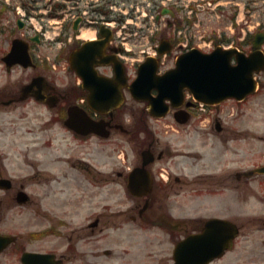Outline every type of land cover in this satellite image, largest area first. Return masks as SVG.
Wrapping results in <instances>:
<instances>
[{
  "label": "flooded vegetation",
  "instance_id": "1",
  "mask_svg": "<svg viewBox=\"0 0 264 264\" xmlns=\"http://www.w3.org/2000/svg\"><path fill=\"white\" fill-rule=\"evenodd\" d=\"M64 1L65 30L49 41L27 25L63 18L43 9L48 2L28 0L21 15L22 0H8L0 8V133L8 128L15 134L27 111H33L40 124L27 132L44 137L1 144L0 219L11 210L24 209L33 216L25 234L4 230L14 236L6 248L13 246L18 264L26 251L52 255L56 264H101L114 258L141 264H225L246 229L264 233V172L256 171L264 165V112L252 116L250 111H232L238 113L234 119L256 122L230 126L223 105L245 106L264 88V70L254 74L255 91L241 100L231 97L201 109L185 98L163 117L153 116L149 101L134 99L128 87L138 63L120 44L113 24L125 20L134 0ZM102 23L107 28H101ZM15 38L27 43L28 67L7 56ZM253 38L249 33L224 37L225 46L248 54ZM58 70L64 71L61 82ZM38 76L24 95L23 86ZM76 107L87 119L81 118L77 130L65 125L68 110ZM175 115L184 123H177ZM59 127L65 139L61 155L40 159L28 154L34 149L46 157L55 150L50 132H59ZM71 144L77 150L95 144L94 163L65 156ZM70 178L82 190L66 191ZM246 203L262 206L247 212L239 208ZM214 218L228 220L239 230L223 254L202 257L196 242L182 254L173 253L179 242L202 232ZM225 230L213 229L210 240H220ZM53 237L52 247H42L44 239ZM261 241L264 246V235ZM35 243L36 248H28ZM243 261L264 264V250Z\"/></svg>",
  "mask_w": 264,
  "mask_h": 264
},
{
  "label": "rangeland",
  "instance_id": "2",
  "mask_svg": "<svg viewBox=\"0 0 264 264\" xmlns=\"http://www.w3.org/2000/svg\"><path fill=\"white\" fill-rule=\"evenodd\" d=\"M161 1L168 0H137L138 4L133 7H128L130 13L126 15L125 20L129 22H122L120 24L113 23L117 27L116 29L121 31V34H125V29L121 28V25L124 23L127 26L129 31L128 39L123 40L127 42V47L132 48L133 58H140L142 55V50H149V53H153L155 45L158 44L159 39L162 36H167L169 38L178 37L182 43L187 45L191 42L192 45L198 46L201 49H207L214 44V41L219 38H230L233 39L237 36L246 33H253L259 30L264 31V0H176L177 4H173V0H169V7L174 10V16L163 14L159 19H156V14L159 13V8H161ZM210 1V4H209ZM125 10V7L120 8ZM30 27V31L41 30L46 32L50 39L53 36H56L60 28V23L58 22H28L27 24ZM42 28V29H41ZM25 30H22V32ZM88 33V31H86ZM175 41V42H176ZM126 44V43H125ZM178 44V43H177ZM150 46V47H149ZM149 47V48H148ZM178 47V46H177ZM148 48V49H147ZM264 48V45H263ZM177 49V48H176ZM174 50L170 54L166 55L162 61L164 66L171 65L177 50ZM139 55V56H137ZM61 60L60 62H63ZM58 82H61L63 79V70H58ZM2 78V77H1ZM0 78V80H1ZM224 108L228 111V123L230 126L233 123L242 125V126H255L256 119H234L238 116V113L231 114L232 111H250L253 112L252 116H257L258 113L264 112V88L260 93L250 98L245 106L238 105L236 103H230V108L228 105H223ZM223 109V108H222ZM24 110V108L22 109ZM27 116L21 119L20 130L13 135L9 133L6 129L0 133V147L3 142L8 143L12 138L20 141V143H31V141L37 137H40V132H27L28 127L34 124L39 125V119L32 117L33 111H27ZM227 116V115H226ZM224 116L222 115V118ZM166 123H171V119L165 120ZM58 125H55V127ZM194 124H189L186 127L192 128ZM209 126V125H207ZM177 127L176 125L174 126ZM59 132L55 129L50 132L51 140L53 141L54 148L53 151H48L47 156H43L42 151L30 149L28 154L31 157L41 158H56L57 155H61L63 151L61 148L65 144V139L61 135L62 129L59 127ZM166 130V128H164ZM61 131V132H60ZM6 138V141L4 139ZM44 137L39 138V141ZM81 147L78 150L74 149L73 144L69 149H65V156L72 158L74 156L87 158L94 163V158L97 157V153L94 152L95 144L87 145ZM11 152V151H9ZM13 152V151H12ZM16 152H18L16 150ZM9 171H12V167H9ZM65 190H82V187H79L76 181L71 178L67 183H65ZM228 195H224L227 198ZM262 204L258 203L257 205H248L247 203L243 206L239 205L240 209H244L247 212H250L254 209L260 208ZM33 216L25 211L16 212L14 210L9 211L4 219H0V231L7 230L16 234H25L28 232V227H30ZM261 232L250 228V230H245V233L238 238V242L234 246L228 262L225 264H247L244 263V259L249 255H258L264 250L263 243L261 241L262 236ZM56 242L55 237L44 239L41 243L42 247L50 248ZM26 244V242L23 241ZM35 245H28V248H36ZM27 247V246H26ZM13 246L3 250L4 252L0 253V264H18V256L14 254L12 250ZM117 258L111 260H102L101 264H141L136 262H118ZM220 264V263H216Z\"/></svg>",
  "mask_w": 264,
  "mask_h": 264
},
{
  "label": "water",
  "instance_id": "3",
  "mask_svg": "<svg viewBox=\"0 0 264 264\" xmlns=\"http://www.w3.org/2000/svg\"><path fill=\"white\" fill-rule=\"evenodd\" d=\"M256 41V45L261 42L258 37ZM13 47L10 55L14 54ZM232 52V50L217 48L211 53H204L192 48L178 57L174 68L161 75H155L157 63L154 61L150 62V59H147L140 67L139 75L132 84V88L135 90L134 94L136 97L146 98L147 94L141 93L139 89L143 87L144 83L154 81L146 88V91L151 87L157 88L158 95L155 100L158 101H162L165 97L172 99L174 96H180L184 87H187L197 99L204 102L217 101L228 95L239 96L243 91L252 89L251 72L253 69L264 67V57L260 50L249 57H243V55L239 54L236 57L237 65L233 66L230 64ZM22 54L23 56L25 55L24 50H22ZM157 104V111L165 110L162 103ZM68 125L74 127L71 122H68ZM223 224L226 229V234H224L223 238L218 240L217 237H214L210 242V251L206 252L203 249L197 253L198 255L207 257L218 254L227 244L228 239L233 236V232L229 223L223 221ZM202 237L206 240L207 237H211V234L209 232L204 233ZM10 239V237L0 235V251ZM189 244L190 242H187L183 247ZM179 253L180 251L177 250V254ZM23 261L26 264H32L26 257L23 258ZM197 264H200V261Z\"/></svg>",
  "mask_w": 264,
  "mask_h": 264
}]
</instances>
